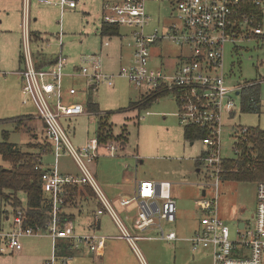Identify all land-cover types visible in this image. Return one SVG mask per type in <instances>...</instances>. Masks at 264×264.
I'll return each instance as SVG.
<instances>
[{"label": "built area", "instance_id": "obj_1", "mask_svg": "<svg viewBox=\"0 0 264 264\" xmlns=\"http://www.w3.org/2000/svg\"><path fill=\"white\" fill-rule=\"evenodd\" d=\"M149 1L160 0H123L119 4L104 5L103 22L109 25L133 28L131 47H134V62L123 67L120 76L125 77L139 88L147 86L151 91L159 89L171 92L178 104V117L182 125L195 126L208 132L209 137L202 140L205 150L198 159L201 168L206 171L214 193L205 195L197 201L196 210L200 211L199 227L189 242L194 252L210 250L214 264H262L264 256V181L257 185L255 218L236 228L232 236L231 227L220 217L219 188L223 164L220 136L225 115L236 112V98L240 99L243 90L260 82L229 84V75L225 69V48L240 43L251 42L264 35L262 29L263 0H177L174 12L180 25H175L168 33L155 29L148 33L150 16L146 10ZM41 2L51 3L49 0ZM64 7L75 8L74 0H60ZM29 0L24 7L23 56L25 69L20 72L22 78L23 104H33L39 118L46 125V137L52 144L55 165L45 167L43 159L37 169H43L42 176L45 192L52 202V218L45 229L24 228L22 214L13 215L8 228L0 223V255L15 254L23 249V239L47 236L53 240V255L48 264L62 262L67 264L71 257L60 261L56 255L59 240H71L73 249L88 247L95 255L101 256L105 250L106 237L84 235L76 232L73 220L63 217L66 189L69 187H88L94 193L99 204L94 216L97 225L101 216L108 213L121 231L119 238L131 245L141 239L151 237L132 235L120 219L116 209L101 190L97 178L89 165L98 160L101 152L115 155L122 143L112 141L101 147L98 137L81 148H75L67 136L61 121L81 115H91L80 104H65L63 97L64 70L68 60L60 56L47 67L38 68L31 51ZM172 40L185 48L187 60L173 74L151 71L152 47L158 41ZM106 46L109 43H105ZM79 75L87 80L88 87L96 91L98 86L114 85V76L104 74L99 57L90 59V66L79 69ZM70 94H76L75 89ZM247 128H239V136L245 135ZM235 153L239 151L235 147ZM71 156L80 170V174H62L58 169V160ZM169 182L138 181L132 198H123L120 206L135 207L137 216L134 229L140 233L154 229L159 239L179 240L174 230L166 231L164 223L174 225L178 219L177 198ZM9 218V217H8ZM128 219V216H126Z\"/></svg>", "mask_w": 264, "mask_h": 264}, {"label": "rangeland", "instance_id": "obj_2", "mask_svg": "<svg viewBox=\"0 0 264 264\" xmlns=\"http://www.w3.org/2000/svg\"><path fill=\"white\" fill-rule=\"evenodd\" d=\"M39 1L30 0L31 24L29 30L32 33L45 34V38L48 37L49 41L36 46L32 42L34 52L43 50L44 53L49 54L51 50L58 48L59 51L63 50L61 56L71 59L79 67L83 64V59L86 57L89 59L93 54L101 52L102 39L97 28L102 21L100 3L103 0H74L77 4L75 10L68 7L62 8L60 4L53 6V3L57 1L51 2L52 0H50L51 5L39 4ZM176 1L163 0L161 3L149 1L146 4L147 13L151 17L150 28H158L161 31L164 26L170 24L180 25L175 12H173V4ZM11 2L18 7L22 0H11ZM54 7L55 13L51 11ZM262 11L264 33V0ZM87 12L91 14V17L84 14ZM35 17L38 19L37 22L34 21ZM3 19L4 15L1 11L0 31L3 29L1 24ZM61 33H64L65 37L61 42H58V34ZM7 36L3 31L0 32V142H3L7 137L10 143L16 144L23 152H28L31 151L29 145L32 142H37L36 138L43 142L42 140L46 137V125L41 119L35 118L38 111L33 104L22 105L20 80L12 74L13 71L19 69L18 59L10 61L9 64L4 61L6 40H11V37ZM131 42L132 40L128 39L122 43L120 39L113 38L110 46L104 48L100 58L102 70L104 74L114 76V86L112 88L101 84L94 94V99L99 104L100 110L108 111L107 114L113 125L115 136L124 134L126 145L122 146L115 155H109L106 151L101 152L98 160L90 164L89 167L96 176L101 190L132 235L157 237L159 234L155 230L140 233L134 228L130 229V225L137 216L136 209L134 206L123 208L120 206V201L123 198L134 196V186L125 183L124 179L173 183V193L177 198L179 210L178 222L174 225L165 223L163 225L167 232L175 230L180 236L186 238L194 231L202 216L201 212L196 210V203L203 197V191L207 190V196L214 193L212 187L208 186L211 183L206 176V171L196 163L197 159L202 156L205 146L200 140L192 145L184 138L185 127L179 120V107L171 92L167 97L155 101L150 107L140 108L141 101L149 94L150 88L147 86L139 88L119 75L123 67L133 63L131 61ZM161 42H164L162 45L164 57H174L179 53V46L172 40ZM11 43L15 45L16 40L13 39ZM121 45H124L123 49H121ZM239 45L240 48L237 50L233 48V45H227L225 48V69L229 75L228 83L243 85L260 82L262 108L260 112L256 113L243 112L240 99L236 98V112L232 115H225L220 136L221 156L225 160L237 157L234 150L239 136V127L264 130V35ZM15 48L17 52V43ZM85 65L90 66L88 60ZM66 71H69V67L67 70L65 68L64 74ZM77 86L81 87L80 84ZM86 98L87 96L82 95V101H86ZM18 116L26 117L21 120H13ZM30 116L33 119H29ZM96 117L94 115L72 119L68 122L65 119L61 121L75 148L84 146L98 137V119ZM18 122L19 124H17ZM22 122L23 124H21ZM55 161L54 156L49 154L44 156L42 162L45 167H52L55 165ZM0 166L10 168L11 165L0 156ZM58 169L61 173L80 174L78 166L68 155H64L58 160ZM257 185L258 182L254 181L237 182L221 178L219 213L231 227L232 236H235L239 219L250 221L255 218ZM20 198L26 206V195L20 193ZM1 207L3 211L13 217V207L10 204H0ZM97 210L98 202L96 200L89 199L82 202L81 214L75 222L80 234L91 233L90 226ZM101 223L102 230L97 231L98 235L110 237L109 234H121L120 229L108 213L101 216ZM45 244L43 256H51V244L48 240ZM203 251H205V255ZM88 252L84 256L86 259L79 264H104L101 260L96 261ZM210 252V250H199L194 253L190 244L185 240L166 243L159 239H141L135 241L134 245L132 244V252L128 247L124 248L121 258L124 261L123 264H136V256L144 264H212ZM77 259L74 261L70 259L67 264H77ZM39 261L36 258L28 259V263L33 262V264L39 263ZM262 264H264V256Z\"/></svg>", "mask_w": 264, "mask_h": 264}, {"label": "trees", "instance_id": "obj_3", "mask_svg": "<svg viewBox=\"0 0 264 264\" xmlns=\"http://www.w3.org/2000/svg\"><path fill=\"white\" fill-rule=\"evenodd\" d=\"M119 26L105 24L103 35L118 36ZM35 33H31V41L35 38ZM38 37V36H37ZM41 40L39 36L37 40ZM24 60V56H22ZM260 85L246 87L242 92V111L247 113L260 112ZM169 94L161 89L151 91L143 97L141 107H150L155 101L167 97ZM89 112L98 115L97 136L101 147H105L109 141L117 140L126 145L124 134L115 136L113 125L109 121L108 114H100V108L93 98L88 101ZM246 128V127H239ZM245 135L238 136L236 147L238 149L235 159H226L223 164L221 177L229 181H264V130L260 128H247ZM6 136V135H5ZM209 137L206 130L185 126L184 138L191 144ZM31 151L23 152L16 144H12L5 137L0 142V156L4 161L10 163V168L0 166V204H10L13 207V215L20 211L23 218L24 228L45 229L52 218V202L50 196L45 192L42 179L44 170L37 169L43 157L52 154V144L44 139L42 143L32 142L29 145ZM34 150V151H32ZM199 164V162H198ZM20 193L27 197V205L24 206L20 198ZM95 199V193L88 187H69L66 189L65 205L74 203L76 199ZM99 207V204H98ZM7 212L0 208V223L6 220ZM68 220L73 218L63 214ZM74 254L73 242L71 240H59L56 248L58 259L71 257Z\"/></svg>", "mask_w": 264, "mask_h": 264}, {"label": "crops", "instance_id": "obj_4", "mask_svg": "<svg viewBox=\"0 0 264 264\" xmlns=\"http://www.w3.org/2000/svg\"><path fill=\"white\" fill-rule=\"evenodd\" d=\"M55 1H57L58 3L57 2L53 3V6H55V4L58 5L59 2H60V0H54V1L52 0L51 2H55ZM162 1L163 0H160L159 2H155V1H152V2L161 3ZM25 2H26V0H22V2L17 7V5L14 6V4H12L11 0H0V12L2 11L3 15H4V19L1 21V24L3 25L2 31H3V33H6V35H8L7 37H11V40H6L7 41V43H6V54H4V55H6V58L4 59V61H6V63L9 64L10 61H13L14 59H18L19 69L17 71H15V72L13 71L12 74L19 78L20 84H21V91H22V78H21L20 72L25 69L24 60H22V56H23V21H24ZM122 2H123V0H115V1L103 0L100 3V6H101L100 7V9H101L100 17H101L102 21L99 24V27L97 28V30L100 33V37L102 39V41H101V44H102L101 52L99 54H93L92 56H90L89 59H88V57L83 59V61H82L83 64H81L80 67L78 65H76L74 63V61H72L71 59L67 58L68 63H67V66H66V70L69 67V71L68 72L66 71V74H65V76L63 78V97H62V100H63V102L65 104H80V105L85 107L87 112H89L87 105H88V101H89L90 98H93L94 102L96 104H98L95 101V99H94L95 92L92 91L88 87L87 80L83 76L79 75V69L82 66L85 65V62L87 60H88V63H90V59L91 58H94V57L101 58L104 48H107L108 46H110L111 40L113 38L120 39V41L122 43L125 42L128 39L132 40V32L134 31V29L130 28V27H120L119 26L120 27L119 28V32L120 33H119L118 36H114V37L113 36H108V35H103V32H102L103 26H104V22H103V13H104V9L103 8H104V5L106 3L119 4V3H122ZM40 3L41 4H45V5H51L52 4V3L41 2V0L39 1V4ZM29 6H30V0H29ZM68 8H70V7H68ZM70 9H72V10L77 9V5H76L75 8H70ZM54 10H55V7H54L53 10L51 9V11H54ZM173 12H174V8H173ZM54 13H55V11H54ZM84 14L87 15V17H91V14L89 12L84 13ZM37 20L38 19L35 17L34 21L37 22ZM30 24H31V18H30ZM175 25L176 24H170V25L164 26L162 28L161 32L168 33V32H170V30L173 29V27ZM150 26H151V17H150ZM150 26L147 28L148 33H151L155 29H158V28L152 29V28H150ZM2 31H0V32H2ZM30 33H32V32H30ZM33 33H35L37 35H35V38H34V40L31 41V44L33 42L34 45L36 46V45L44 44L45 42L49 41L48 37L45 38V36H44L45 34H42L40 32H33ZM58 35H59L58 36V38H59L58 42L59 41L61 42L64 39L65 34L61 33V34H58ZM37 36L38 37L40 36L41 40L40 39L37 40L38 39ZM13 39H15L16 43H17V48H18L17 52H16V48H15L16 43H15V45L13 43H11V41ZM107 42L109 43L108 46L105 45V43H107ZM163 43L164 42L158 41L152 47V50H151L152 51L151 71L153 73L163 72V73L173 74L187 60V52H186L185 48L179 47L180 51L174 57H171V56L164 57L162 55V51H163L162 45H163ZM58 44H60V43H58ZM123 48H124V45H121V49H123ZM42 49H43V47H42ZM31 51H32V56H33V60L35 62V65L38 68H44V67H47L49 65L54 64L58 60V58L62 55V53H63V50L59 51L58 48H57V50H55V49L51 50L49 52V54L44 53L43 50H42V52L40 50H37V51L34 52L32 50V45H31ZM131 51H132L131 52V59H132L131 61L134 62V51H135L134 47H132ZM77 84H80L81 87H78ZM113 86H111V87L113 88ZM71 89H75L76 90V94L71 95L70 94V90ZM150 92L151 91L149 89V93ZM82 95L83 96H87L86 101H82ZM22 105H24L23 102H22ZM24 106H27V105H24ZM98 106H99V104H98ZM241 107H242V96H241ZM99 108H100V106H99ZM261 108H262V102H261ZM19 109H21V108H19ZM107 112L108 111L100 110V114H107ZM89 113H91V115H81V116L72 117V118L65 119V120H67V122H68V121H70L72 119H77V118H81V117H87V116H94L95 115L92 112H89ZM95 116H97L96 119H98V115L96 114ZM25 117L26 116H23V117L18 116L16 118H13V120H15V119H18V120L20 119L21 120V118H25ZM30 118H32V117L30 116L29 119ZM35 118L40 120V118L38 116V112H37V115H36ZM19 122L17 124H19ZM21 124H23V122ZM36 139H37V142L42 143V142L39 141L38 138H36ZM42 141H44V140H42ZM81 147H83V146H81ZM81 147H79V148H81ZM196 163L198 165V159H197ZM62 174H67V173H62ZM141 181H143V180H141ZM124 182L132 184L134 186V191L136 190V183L138 182L137 179H135L133 181L132 179L125 178ZM154 182H156V181H154ZM162 182H169V181H162ZM169 183H171V182H169ZM171 184L173 186V183H171ZM89 199H92V198H88V199H84V198L83 199H78L77 198L74 203L70 202V203L64 205L63 213L66 216L73 218V222L75 224V222L77 220V217L81 214L80 213L81 212L80 211V207H81L82 202L88 201ZM94 200L97 201L96 197H95ZM5 215H6V221H4L2 223V225H3V227L8 228L11 225L12 217L9 214L8 215L5 214ZM223 220L225 221L224 218H223ZM252 221H253V219L250 220V221L249 220L248 221H242V220L239 219V221H237V228L238 227L242 228L244 223H250ZM177 222H178V219H177ZM133 225H134V222L130 225V229L134 228ZM75 227H76V232L79 233L76 224H75ZM90 227H91V233L90 234H86V235L101 236V235L97 234L98 230H102L101 219H100V221H99V223L97 225H95L94 219H93ZM198 227H199V222H198L197 226L194 228V231L191 234H189L186 238H184V237H182V236H180L178 234L179 240L173 241V242L166 241V243H177L179 241L185 240V241H187L190 244L189 239H190V237H192L195 234V232L197 231ZM150 230H154V229H150ZM150 230H148V231H150ZM108 236H110V237L103 236V237H106V243H105L104 253L101 256L95 255L88 247L83 246L79 250H76V251L74 250V254L71 255L72 256V260L74 261V260H76L78 258L77 259V261H78L77 264H79L80 262H83L84 259H86L84 257L85 253H87V251H89L88 253H90L94 257V259H96V261L101 260L102 262H104V264H123L124 261L121 258L122 250L124 248L128 247V249H131V252H132L131 243H129L125 239L119 238L121 236V234L120 235L109 234ZM145 237H151V236H145ZM151 238L152 239H144V240H158L159 239V235L157 237H151ZM35 239H38V240H35ZM47 240L51 244V251H52V255H53V240L50 237L41 236V237L24 238L23 239V249L20 252H17L15 254H8V255H2V256L0 255V264H33V262L28 263V259L29 258H36V259L40 260L39 263H35V264H48V262L52 258V255L51 256H47L46 255L44 257L43 253H42L43 249L45 248V245H46L45 243H46ZM161 241H164V240H161ZM47 244H48V242H47ZM190 247H191V244H190ZM191 250H192V248H191ZM192 252H194V251L192 250ZM204 252L205 251H203V253ZM205 254L206 253H204V255ZM210 255H211V258H212V264H214L212 252H210ZM79 257H81V258H79ZM58 260L60 261L61 259H58ZM136 264H144V263L136 256Z\"/></svg>", "mask_w": 264, "mask_h": 264}, {"label": "water", "instance_id": "obj_5", "mask_svg": "<svg viewBox=\"0 0 264 264\" xmlns=\"http://www.w3.org/2000/svg\"><path fill=\"white\" fill-rule=\"evenodd\" d=\"M199 171V170H198ZM203 194L205 195V192H203Z\"/></svg>", "mask_w": 264, "mask_h": 264}]
</instances>
